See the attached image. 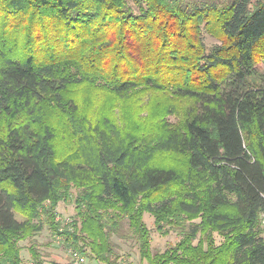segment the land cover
<instances>
[{
    "label": "trees",
    "instance_id": "trees-1",
    "mask_svg": "<svg viewBox=\"0 0 264 264\" xmlns=\"http://www.w3.org/2000/svg\"><path fill=\"white\" fill-rule=\"evenodd\" d=\"M260 64L264 0H0V264H22L45 225L125 264L124 221L145 264H264ZM135 94L152 96L146 115ZM146 212L180 240L153 251Z\"/></svg>",
    "mask_w": 264,
    "mask_h": 264
},
{
    "label": "rangeland",
    "instance_id": "rangeland-1",
    "mask_svg": "<svg viewBox=\"0 0 264 264\" xmlns=\"http://www.w3.org/2000/svg\"><path fill=\"white\" fill-rule=\"evenodd\" d=\"M203 38L208 48L219 43V41L215 37L209 35L206 32H204ZM260 66H262L261 68L264 67L262 64H260ZM87 91V88H83V90H79L77 91V93L75 92L78 97L77 100L80 101V105L83 110L88 107L89 103L84 99L85 92ZM93 93L96 97V101L100 102V100L103 98V94L99 91H93ZM138 96L139 95H136L133 99L129 100V104H136L140 106V108L142 109L140 114L146 115L149 107L148 104L152 96ZM190 103H193V101L188 99L182 100L180 103L177 104V106L173 110L169 112L167 119L172 123H178L182 118L181 110L186 109ZM102 105H104V102L98 103L95 106V109H100ZM138 106H136V108L140 109L138 108ZM116 110L117 115H119L121 111L119 110V108H117ZM118 122H121V119H118ZM121 124L123 123L121 122ZM169 159L175 162L174 157H169ZM72 191L74 196L78 192L76 188H73ZM56 210L61 216L62 223H65L67 219H73L76 215L74 198L61 201L58 204ZM18 217L20 219H23L22 215H18ZM262 218L264 220V214ZM144 220L147 226L151 229V243L153 251H164L168 247L174 245L182 237L181 231L178 228H170L168 232L158 230L155 223V217L148 212L145 213ZM199 220L200 219H197L196 221ZM121 230L122 231L120 234H115L112 237L115 249L119 253L121 260L124 261L125 264H145V262H143L140 258L138 242L129 230L127 221L123 222ZM215 236L217 242H220L221 237L218 234H216ZM19 243L22 246V264H39L31 254L30 246L32 244L36 246L37 250L42 255L41 264H50L53 261L71 264H99L97 260H95L93 256L90 255L89 248H86L85 254L82 253L86 257L85 262L79 263L76 260L72 259L70 251L71 249L75 248L72 245L67 244L65 238L62 235H54L47 225H45L44 229L41 232L33 235L32 237H29L28 239L20 240Z\"/></svg>",
    "mask_w": 264,
    "mask_h": 264
},
{
    "label": "built area",
    "instance_id": "built-area-1",
    "mask_svg": "<svg viewBox=\"0 0 264 264\" xmlns=\"http://www.w3.org/2000/svg\"><path fill=\"white\" fill-rule=\"evenodd\" d=\"M57 220H59V221L62 220L61 216L59 214L57 216ZM71 220L72 219H67L65 221V223H69ZM70 253H71L70 255H71L72 259L76 260L77 262L83 263L86 261V257L79 250L71 249Z\"/></svg>",
    "mask_w": 264,
    "mask_h": 264
},
{
    "label": "bare ground",
    "instance_id": "bare-ground-1",
    "mask_svg": "<svg viewBox=\"0 0 264 264\" xmlns=\"http://www.w3.org/2000/svg\"><path fill=\"white\" fill-rule=\"evenodd\" d=\"M60 221H62V220H60Z\"/></svg>",
    "mask_w": 264,
    "mask_h": 264
}]
</instances>
